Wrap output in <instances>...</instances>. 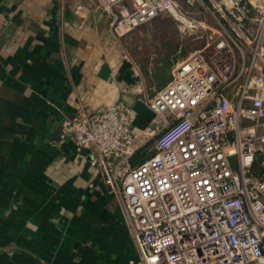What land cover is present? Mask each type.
I'll use <instances>...</instances> for the list:
<instances>
[{"label": "built area", "instance_id": "obj_1", "mask_svg": "<svg viewBox=\"0 0 264 264\" xmlns=\"http://www.w3.org/2000/svg\"><path fill=\"white\" fill-rule=\"evenodd\" d=\"M205 1L246 62L223 40L178 61L142 100L154 116L142 143L121 102L60 122V139L87 152L118 198L137 264H264V0ZM100 3L116 40L164 13L187 32L206 29L174 0Z\"/></svg>", "mask_w": 264, "mask_h": 264}, {"label": "crops", "instance_id": "obj_2", "mask_svg": "<svg viewBox=\"0 0 264 264\" xmlns=\"http://www.w3.org/2000/svg\"><path fill=\"white\" fill-rule=\"evenodd\" d=\"M192 1L174 0L206 29L185 32L161 14L173 32L145 41L139 61L112 36L100 0H0V264L138 263L118 198L58 130L63 116L121 102L142 143L154 125L142 100L178 61L223 40L246 62L206 1Z\"/></svg>", "mask_w": 264, "mask_h": 264}, {"label": "rangeland", "instance_id": "obj_3", "mask_svg": "<svg viewBox=\"0 0 264 264\" xmlns=\"http://www.w3.org/2000/svg\"><path fill=\"white\" fill-rule=\"evenodd\" d=\"M163 15H164V17L169 18V20H175L170 14L164 13ZM158 16L153 18L152 21H149V22H147L145 24H142V25L138 26V28H136V29L151 28L152 32L148 36H145L142 31L139 33V31H137L136 29H133L131 31L132 34L127 33V34H124V35H122L121 37L118 38V41H119L121 47L126 52L131 53V55L133 56L134 59H137L139 61H145L144 60V56H143V55L146 54V51H147L146 49H144L145 48L144 47V42L145 41H147V43H148L149 39H152V38L158 39V37L160 35H163L164 37H166V36H169V35L172 34L173 31H172V27L171 26L164 25L163 27H161L156 22L155 19L158 18ZM175 22H176V20H175ZM176 23H177V25H179L178 22H176ZM136 32H137V34H136ZM185 32H186V30H185ZM151 146H152V140L149 141L148 145L146 146V150L145 151L138 152L139 153L138 154L139 159L152 153V150H150ZM231 163H232V165H234V159L233 158L231 159Z\"/></svg>", "mask_w": 264, "mask_h": 264}, {"label": "trees", "instance_id": "obj_4", "mask_svg": "<svg viewBox=\"0 0 264 264\" xmlns=\"http://www.w3.org/2000/svg\"><path fill=\"white\" fill-rule=\"evenodd\" d=\"M166 84H167V83H166ZM166 84H165V85H166ZM163 87H164V86H163ZM163 87H162V88H163ZM162 88H161V89H162ZM159 90H160V89H159ZM157 91H158V90H157ZM154 94H155V93H154ZM138 154H139V153L136 152L135 155L133 156V158H132V163H133V164H136V162H137V163L141 162L142 160H144V159L148 156V155H147V156H145V157L139 159ZM137 159H138V160H137ZM136 160H137V161H136Z\"/></svg>", "mask_w": 264, "mask_h": 264}, {"label": "water", "instance_id": "obj_5", "mask_svg": "<svg viewBox=\"0 0 264 264\" xmlns=\"http://www.w3.org/2000/svg\"><path fill=\"white\" fill-rule=\"evenodd\" d=\"M58 131H60V130H58ZM58 133V132H57Z\"/></svg>", "mask_w": 264, "mask_h": 264}]
</instances>
